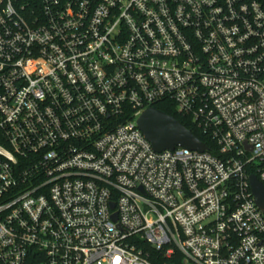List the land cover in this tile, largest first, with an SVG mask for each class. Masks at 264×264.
<instances>
[{
	"label": "built area",
	"instance_id": "2783aa9c",
	"mask_svg": "<svg viewBox=\"0 0 264 264\" xmlns=\"http://www.w3.org/2000/svg\"><path fill=\"white\" fill-rule=\"evenodd\" d=\"M157 106L213 150L155 152ZM252 176L264 0H0V264H264Z\"/></svg>",
	"mask_w": 264,
	"mask_h": 264
},
{
	"label": "water",
	"instance_id": "95a60500",
	"mask_svg": "<svg viewBox=\"0 0 264 264\" xmlns=\"http://www.w3.org/2000/svg\"><path fill=\"white\" fill-rule=\"evenodd\" d=\"M138 123L155 152L173 151L177 147L198 152H205L209 149L207 144L197 138L192 130L187 129L174 116L157 108L145 111ZM251 188H253L257 205L264 210V186L255 176L251 177Z\"/></svg>",
	"mask_w": 264,
	"mask_h": 264
},
{
	"label": "trees",
	"instance_id": "16d2710c",
	"mask_svg": "<svg viewBox=\"0 0 264 264\" xmlns=\"http://www.w3.org/2000/svg\"><path fill=\"white\" fill-rule=\"evenodd\" d=\"M157 109L170 115V116H174L179 122H181L187 129L189 130H192L193 133L197 136V138H199L200 140H202L205 144H207V146H209L211 148V151L213 150L212 148V142L209 140V138H205L203 137L195 128L194 126L185 121L181 116H179L176 112H175V108H166V107H163V106H157ZM179 253H177L176 257L179 258Z\"/></svg>",
	"mask_w": 264,
	"mask_h": 264
}]
</instances>
